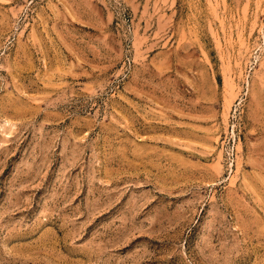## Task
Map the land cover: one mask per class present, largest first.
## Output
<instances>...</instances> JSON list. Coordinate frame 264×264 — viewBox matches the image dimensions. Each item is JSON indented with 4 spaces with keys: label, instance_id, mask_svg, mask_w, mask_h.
Wrapping results in <instances>:
<instances>
[{
    "label": "rangeland",
    "instance_id": "obj_1",
    "mask_svg": "<svg viewBox=\"0 0 264 264\" xmlns=\"http://www.w3.org/2000/svg\"><path fill=\"white\" fill-rule=\"evenodd\" d=\"M0 264H264V0H0Z\"/></svg>",
    "mask_w": 264,
    "mask_h": 264
}]
</instances>
